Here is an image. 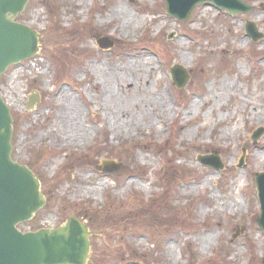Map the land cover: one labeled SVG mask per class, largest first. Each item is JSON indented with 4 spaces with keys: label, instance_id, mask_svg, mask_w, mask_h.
Returning <instances> with one entry per match:
<instances>
[{
    "label": "rangeland",
    "instance_id": "1",
    "mask_svg": "<svg viewBox=\"0 0 264 264\" xmlns=\"http://www.w3.org/2000/svg\"><path fill=\"white\" fill-rule=\"evenodd\" d=\"M244 1L249 14L203 4L179 21L165 0H30L19 19L41 34V69L10 67L0 84L18 119L13 157L47 198L20 229L84 219L97 234L88 264H264V40L246 35L247 21L264 33V0ZM109 91L127 113L110 109ZM214 153L221 171L199 161ZM103 161L121 168L99 172Z\"/></svg>",
    "mask_w": 264,
    "mask_h": 264
},
{
    "label": "water",
    "instance_id": "2",
    "mask_svg": "<svg viewBox=\"0 0 264 264\" xmlns=\"http://www.w3.org/2000/svg\"><path fill=\"white\" fill-rule=\"evenodd\" d=\"M28 3L29 0H0V77L9 67L40 52L41 35L16 21ZM204 3L225 9L231 15L254 10L243 0H166V11L169 16L186 21L195 7ZM246 32L254 42L264 40V33L254 22L247 23ZM98 44L102 49L114 46L108 38L99 39ZM171 72L175 85L184 88L190 77L187 71L175 66ZM40 102V95L34 94L28 109L33 110ZM13 125L11 110L0 95V264H87L94 233L81 219L72 216L57 229L28 233L18 229L19 224L32 220L44 208L46 197L34 172L12 158ZM262 133L264 129L255 132V139ZM199 161L213 169H223L218 153L200 156ZM120 168V164L109 161L97 167L106 173L117 172ZM255 182L261 206L257 224L264 231V173L257 174Z\"/></svg>",
    "mask_w": 264,
    "mask_h": 264
},
{
    "label": "bare ground",
    "instance_id": "3",
    "mask_svg": "<svg viewBox=\"0 0 264 264\" xmlns=\"http://www.w3.org/2000/svg\"><path fill=\"white\" fill-rule=\"evenodd\" d=\"M119 9V13L117 14L118 15V17H126L125 18V22H124V25H126V22L128 21V16L125 14V12L121 9V8H118ZM122 19V18H121ZM128 24H129V21H128ZM108 95H109V97L112 99L111 100V104L109 105L110 106V109L115 113V114H117V113H121V112H126L127 113V111H129V107H128V104L125 102V101H119V99H118V96L116 95V94H114L112 91H109L108 92ZM152 104V102L151 101H149L148 103H146L145 105H144V107H147V108H150V107H154V106H152L151 105ZM105 106L107 107V105L105 104ZM190 110V109H189ZM188 110V111H189ZM112 122H113V126L116 128V126H118L117 127V129H119V128H121V126H123V125H125V124H127L128 125V123H126V122H123L124 124H122L121 123V120L119 119V118H117V117H113L112 118ZM71 126H70V128L71 129H74V128H76V118H73L72 119V121H71ZM116 129V130H117ZM128 129H131V126H129L128 127ZM77 132H79V130L77 131ZM81 134H79V135H81V136H85L86 135V132H80ZM83 134V135H82ZM233 207H235L234 205H233Z\"/></svg>",
    "mask_w": 264,
    "mask_h": 264
},
{
    "label": "trees",
    "instance_id": "4",
    "mask_svg": "<svg viewBox=\"0 0 264 264\" xmlns=\"http://www.w3.org/2000/svg\"><path fill=\"white\" fill-rule=\"evenodd\" d=\"M20 19H21V17H20ZM14 118H15V120H16L15 122H18V119H16V116H15V114H14Z\"/></svg>",
    "mask_w": 264,
    "mask_h": 264
}]
</instances>
